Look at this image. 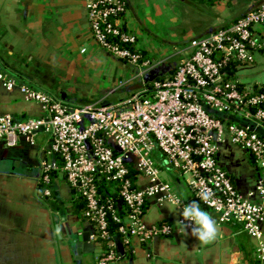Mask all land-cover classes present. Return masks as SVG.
<instances>
[{"label": "built area", "instance_id": "1", "mask_svg": "<svg viewBox=\"0 0 264 264\" xmlns=\"http://www.w3.org/2000/svg\"><path fill=\"white\" fill-rule=\"evenodd\" d=\"M125 10V0H85L97 44L147 75L156 62L136 46L137 37L124 25ZM263 24L261 2L228 24L190 38L170 74L112 103L95 99L69 106L0 71L7 89L18 87L43 110L42 116L25 119L2 115L0 141L7 147L21 139L33 145L44 132L46 155L54 160L41 161L40 193L51 196L50 175L61 171L84 205L82 217L92 225L97 264L117 259L108 217L118 224L117 234L140 241L171 233L167 223L147 226L144 221L151 199L184 206L165 176L168 168L188 175L185 181L196 200L209 190L212 198L200 204L217 213L220 222L240 223L256 240L254 255L264 264V139L253 125L264 123V87L241 85L235 76L237 68L253 64V30ZM224 142L246 150L259 168L260 179L249 196L254 199L241 196L219 163Z\"/></svg>", "mask_w": 264, "mask_h": 264}, {"label": "crops", "instance_id": "2", "mask_svg": "<svg viewBox=\"0 0 264 264\" xmlns=\"http://www.w3.org/2000/svg\"><path fill=\"white\" fill-rule=\"evenodd\" d=\"M261 2L125 0L124 25L138 33L136 46L145 54L160 55L148 74L140 75L136 68L104 52L93 39L85 0H0V71L7 72L16 84L42 90L69 106L91 99L87 97L90 88L102 90L99 99L118 101L139 89L161 64L167 65L162 76L170 74L180 59L177 52L190 38L228 24ZM253 31L255 60L237 68L235 76L241 85L258 88L264 87V24ZM115 79L118 85L112 83ZM5 114L25 119L42 116L43 110L18 87L7 89L0 80V117ZM253 125L264 139V123ZM47 146L43 131L33 145L21 139L7 147L0 141V264H97L92 225L82 217L84 205L62 172L54 170L50 175V197L40 193L41 161L54 160L53 155H46ZM218 160L241 196L254 199L249 196L261 172L250 153L224 142ZM165 176L184 205L196 200L179 172L168 168ZM200 205L217 221L215 241L203 244L185 235L169 211L170 202L151 199L145 224L167 223L171 233L147 241L115 234L114 264H261L254 255L256 240L240 223L220 222L217 213Z\"/></svg>", "mask_w": 264, "mask_h": 264}, {"label": "clouds", "instance_id": "3", "mask_svg": "<svg viewBox=\"0 0 264 264\" xmlns=\"http://www.w3.org/2000/svg\"><path fill=\"white\" fill-rule=\"evenodd\" d=\"M212 193L204 189L201 191L199 200H192L183 207L179 201L170 202L169 211L175 217L178 230L185 235H191L203 244H209L218 238L219 229L216 219L200 205V201H208Z\"/></svg>", "mask_w": 264, "mask_h": 264}, {"label": "rangeland", "instance_id": "4", "mask_svg": "<svg viewBox=\"0 0 264 264\" xmlns=\"http://www.w3.org/2000/svg\"><path fill=\"white\" fill-rule=\"evenodd\" d=\"M125 24H126V22H125ZM126 29H128L129 30V27H128V25L126 24ZM133 32V31H132ZM134 34H135V36L137 37V41L139 42V35H138V33H136V32H134ZM188 42V41H187ZM186 42V43H187ZM185 43V44H186ZM103 50V49H102ZM139 50H140V48H139ZM104 51V50H103ZM140 51H142V50H140ZM105 52V51H104ZM146 55L148 56V58H150V60L153 62V61H155V62H157V60H159V53H157V52H147L146 53ZM113 57V56H112ZM115 59H118V58H115ZM118 60H121V59H118ZM123 61V60H122ZM127 65L128 66H130V67H132V68H134V70H135V66H132V65H130V64H128L127 63ZM240 70H242V69H240ZM105 79V78H104ZM142 79H143V77H141L140 78V80H138V82H141L142 81ZM116 79L114 80V82H112V83H115V84H117L118 85V80L116 81ZM137 81V80H136ZM135 81V82H136ZM241 81V80H240ZM104 83V82H103ZM137 83V82H136ZM133 91H136V89L135 90H133ZM85 93L87 92V90H85L84 91ZM129 93V92H128ZM126 94V95H124L123 96V98L122 99H125V98H128V97H130V93L129 94ZM132 93V92H131ZM87 97H92L91 99L89 98V100L88 101H93V100H95V99H99L100 97H102L101 95H102V90H100V89H92V88H90L89 89V91L87 92ZM87 99V98H86ZM101 99H103V98H101ZM71 100H69V102H70ZM104 102H110V103H112L114 100H110V99H108V100H103ZM73 102H75V101H71V103H73ZM115 102V101H114ZM180 177H181V180H182V183L184 184L186 181V178H188V175L185 173H181L180 174ZM186 184V183H185Z\"/></svg>", "mask_w": 264, "mask_h": 264}, {"label": "trees", "instance_id": "5", "mask_svg": "<svg viewBox=\"0 0 264 264\" xmlns=\"http://www.w3.org/2000/svg\"><path fill=\"white\" fill-rule=\"evenodd\" d=\"M150 83H151V81H150L148 78H144V79H143V84L148 85V84H150ZM104 197H105V196H103V198H104ZM78 201H79V200H78ZM116 213H117V214H120L121 211H118V212H116ZM108 224H109L108 229H109L111 235H112V234H113V235L117 234L118 224L115 223V222H113V221H111V219H110L109 217H108ZM101 246L104 247V246H105V243L103 242Z\"/></svg>", "mask_w": 264, "mask_h": 264}, {"label": "water", "instance_id": "6", "mask_svg": "<svg viewBox=\"0 0 264 264\" xmlns=\"http://www.w3.org/2000/svg\"><path fill=\"white\" fill-rule=\"evenodd\" d=\"M164 68H167L166 64H161L160 66L156 67V69L154 68L151 73L149 74V80H153L156 77L162 76L163 72L165 71Z\"/></svg>", "mask_w": 264, "mask_h": 264}]
</instances>
